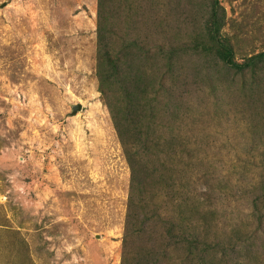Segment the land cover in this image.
I'll list each match as a JSON object with an SVG mask.
<instances>
[{"label": "rangeland", "instance_id": "obj_1", "mask_svg": "<svg viewBox=\"0 0 264 264\" xmlns=\"http://www.w3.org/2000/svg\"><path fill=\"white\" fill-rule=\"evenodd\" d=\"M99 5L0 0V264H264V0Z\"/></svg>", "mask_w": 264, "mask_h": 264}, {"label": "trees", "instance_id": "obj_2", "mask_svg": "<svg viewBox=\"0 0 264 264\" xmlns=\"http://www.w3.org/2000/svg\"><path fill=\"white\" fill-rule=\"evenodd\" d=\"M99 4H100L99 5V19H100L99 29H100V39L102 41V39H105V35L110 33L109 28L107 26L103 25V23H101V22H105V23L108 22L107 18H109V10H108V7H107V0H99ZM103 32H104V34L102 35ZM105 56L109 60H111V57H110V55L108 53H106ZM111 66L114 68L113 64H111ZM126 68L128 69L129 65ZM117 73L119 74L120 72L118 71ZM137 91H139V89H137ZM142 92H143V94L147 93V91H142ZM142 92H141V94H142ZM129 162L132 164L133 175L135 176V173L137 174V168H135L136 162L132 158L129 159ZM133 162H135V164Z\"/></svg>", "mask_w": 264, "mask_h": 264}, {"label": "water", "instance_id": "obj_3", "mask_svg": "<svg viewBox=\"0 0 264 264\" xmlns=\"http://www.w3.org/2000/svg\"><path fill=\"white\" fill-rule=\"evenodd\" d=\"M77 110V109H76ZM76 110H75V112H76Z\"/></svg>", "mask_w": 264, "mask_h": 264}]
</instances>
